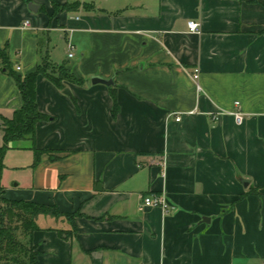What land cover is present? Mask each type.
Masks as SVG:
<instances>
[{"label":"crops","instance_id":"obj_1","mask_svg":"<svg viewBox=\"0 0 264 264\" xmlns=\"http://www.w3.org/2000/svg\"><path fill=\"white\" fill-rule=\"evenodd\" d=\"M80 1L96 9L52 17L50 0H0V47L14 71H34L45 54L85 79L66 82L67 95L39 76L51 119L37 124L35 144H9L29 154V173L4 196L77 213L74 225L39 216V262L264 264V0ZM53 43L66 44L63 63ZM94 75L113 78L116 117ZM22 104L0 59V115ZM34 145L49 150L36 165ZM150 194L170 211L144 205Z\"/></svg>","mask_w":264,"mask_h":264},{"label":"trees","instance_id":"obj_2","mask_svg":"<svg viewBox=\"0 0 264 264\" xmlns=\"http://www.w3.org/2000/svg\"><path fill=\"white\" fill-rule=\"evenodd\" d=\"M56 16L61 10L76 11L81 7L87 10L96 9L93 4L80 0L60 5L57 0H50ZM0 59L3 69L11 75L21 93L23 104L14 111L12 117L0 115L3 144L0 146V264H41L39 251L33 241V234L40 228L38 219L41 215H52L57 218L66 217L74 225L76 212L61 211L55 204H42L26 199H12L4 196L5 188L1 185L3 156L9 149V144L16 140L36 141L37 124L48 121L51 116L39 109L37 100V82L39 76H44L60 89H66V82L83 85L84 78H78L66 64L54 63L49 55L41 54L34 71L21 75L13 70L7 49L0 47ZM113 98V116L120 111L115 87L110 86ZM36 165L46 149L33 147ZM54 158V157H53Z\"/></svg>","mask_w":264,"mask_h":264},{"label":"rangeland","instance_id":"obj_3","mask_svg":"<svg viewBox=\"0 0 264 264\" xmlns=\"http://www.w3.org/2000/svg\"><path fill=\"white\" fill-rule=\"evenodd\" d=\"M52 50L54 51V56L57 60H60V63H63L64 59V53L66 52V44L59 43L58 45L56 43H53ZM68 50V48H67ZM68 52V51H67ZM57 55V57H56ZM29 154L27 152H19L17 150L8 149L3 156V169L1 174V185L3 187L10 186L16 184L18 182V177H21L22 175H27V160H29Z\"/></svg>","mask_w":264,"mask_h":264},{"label":"built area","instance_id":"obj_4","mask_svg":"<svg viewBox=\"0 0 264 264\" xmlns=\"http://www.w3.org/2000/svg\"><path fill=\"white\" fill-rule=\"evenodd\" d=\"M189 28L191 31H200V24L196 21H189ZM25 26L30 25V21H25ZM75 54V45L72 42L68 43V57L73 58ZM18 70H20V67H17ZM193 77L198 80L199 78V69L196 68L193 72ZM198 88H200V85L198 84ZM238 104V102H237ZM231 114L234 115L236 122L238 124H241L244 120V115L241 111H234L231 112ZM181 117H177V121H180ZM0 133H1V121H0ZM144 205L146 206H152V207H160L165 212L170 211V204L164 194H150L144 197Z\"/></svg>","mask_w":264,"mask_h":264},{"label":"water","instance_id":"obj_5","mask_svg":"<svg viewBox=\"0 0 264 264\" xmlns=\"http://www.w3.org/2000/svg\"><path fill=\"white\" fill-rule=\"evenodd\" d=\"M31 6H33V4H30V8H31ZM31 9H32V8H31ZM92 82H93L94 84H97V83H103V84H105V85H107V86H112V85L114 84V80H113V78L105 79V78H103V77H101V76H99V75H94V76L92 77ZM64 93L67 94V95H71V90H70L69 88H66V89L64 90Z\"/></svg>","mask_w":264,"mask_h":264}]
</instances>
